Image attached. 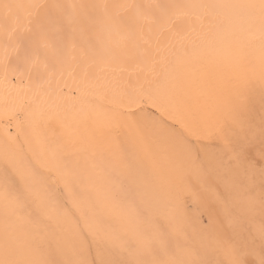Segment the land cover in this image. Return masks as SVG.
Listing matches in <instances>:
<instances>
[{
    "label": "snow or ice",
    "instance_id": "obj_1",
    "mask_svg": "<svg viewBox=\"0 0 264 264\" xmlns=\"http://www.w3.org/2000/svg\"><path fill=\"white\" fill-rule=\"evenodd\" d=\"M0 7L3 9L0 29L9 40L21 30L31 34L17 69L29 77L33 74L37 77L33 101L30 103L41 96L52 95L50 89L57 75L63 76L67 72L73 82L65 93L57 81L58 91L51 102L44 101L36 112L23 105L9 107L6 104L2 115L9 122H17L18 133L22 125L38 133L42 127L46 128L56 122L62 111L75 109L89 95L90 90L96 87L111 90L110 103L114 105L112 118L118 122H130L133 114L124 111L128 105L151 104L162 111L178 109L181 103L180 86L166 74L157 71V62L152 53L165 32L171 39L182 38L183 22L190 18L193 10L258 7L259 37L264 41V0H260L258 6L155 2L113 5L4 3ZM97 9L103 11L107 25L104 31L97 30ZM248 19L255 22L257 17L252 15ZM85 26L88 37L78 47L76 36L84 34ZM98 47L106 62L119 61L124 57L134 64H144L147 71L140 69L135 80L105 81L101 84L100 77L92 71L95 60L90 58L96 55ZM135 50H140L139 58L129 55V52ZM8 58L6 46L5 61ZM8 139L16 143L18 136H10ZM38 142L40 150L33 154V162L25 169L13 166L12 174L6 172L0 182V216L3 218L0 264H54L46 258L45 253L49 237L55 233L41 235L39 225L42 219L54 220L61 215L67 216L68 209L60 204L53 185L48 182L49 173L55 172L66 189L75 190L80 196L87 193L86 186L80 182L82 172L67 162L68 157L49 146L46 138ZM178 145L179 151L175 152L177 165H197L199 158L193 149L183 141H178ZM228 147L232 152L231 159L238 162L240 170L232 174L231 169L223 165L226 193L231 197L232 206L247 218L252 227L251 230L234 232L229 237L215 241V249L222 259L210 262L197 250L181 245L178 237L185 231L186 213L183 201L177 196L170 212L175 222L171 230L175 238L169 234V230L160 229L154 235L141 237L137 249L130 252L133 259L101 260L99 264H264V165L259 168L257 181L255 163L244 158L245 144ZM4 159L6 164L11 163L7 149ZM78 202V199L73 200L74 208ZM257 214L260 217L258 223ZM226 216L230 222L235 220L231 207L226 210ZM194 223L202 225L199 220ZM89 230H92L91 227ZM86 244L85 236L78 234L75 244L66 253L67 258L59 264H95L87 259L73 258L77 250Z\"/></svg>",
    "mask_w": 264,
    "mask_h": 264
},
{
    "label": "rangeland",
    "instance_id": "obj_2",
    "mask_svg": "<svg viewBox=\"0 0 264 264\" xmlns=\"http://www.w3.org/2000/svg\"><path fill=\"white\" fill-rule=\"evenodd\" d=\"M3 35L2 40L6 42L8 38ZM16 38L19 42L20 34ZM225 66L229 73L224 80H217L215 87L223 88V95L227 94L229 101L223 95L211 100L212 121L209 123L195 126V115L186 106L180 110L170 108L162 111L151 104H140L124 110L133 114L130 122H118L112 118L111 109L106 111L100 108L94 117L89 113L80 122L63 123L66 131L58 129L54 122L46 127L45 132L46 136L56 138L59 151L66 153L68 160L83 161L92 168L95 175L92 184L101 189V203L111 213H117L115 215L123 228L128 229L130 219L141 221L142 232L139 237L136 236L138 239L147 234L154 235L160 229L169 230V234L175 238L171 231L175 222L170 212L179 196L186 213V227L181 239L178 237L179 242L197 250L210 262L222 259L215 249L217 239L229 237L234 232L251 230L252 227L234 207L231 210L235 220L230 222L226 216L230 197L225 189L223 165L231 169L232 174L240 170L238 162L231 159L232 152L228 146L245 144L244 158L255 163L257 181L259 168L264 165V51L257 54L253 62L240 66L238 72L229 61ZM4 109V103H0V124L8 121L2 115ZM11 124L16 126L17 122L13 120ZM24 133L20 128L14 136H18L19 140ZM10 136L0 130V168L4 174L7 172L11 175V171H8L11 163L5 164L4 150H9L7 155L10 161L14 157L24 160L23 169L33 162V155L23 145L12 143L8 139ZM178 141L186 142L193 149L199 158L197 165H177L175 152L179 151ZM48 182L53 185L60 204L68 209V215L58 216L54 220L42 219L40 222L41 235L55 233L49 237L45 253L47 259L59 264L67 258L66 253L75 244L78 234L85 236L87 244L77 250L74 259H87L99 264L101 260L134 258L130 252L136 250L138 245L121 249L117 242L105 239L96 229L91 227L90 231L79 211L71 207L62 194L64 184L59 176L55 172L49 173ZM146 192L153 194L145 195ZM259 219L257 214V223ZM197 220L202 221V225L195 224ZM256 244L258 249V239Z\"/></svg>",
    "mask_w": 264,
    "mask_h": 264
},
{
    "label": "bare ground",
    "instance_id": "obj_3",
    "mask_svg": "<svg viewBox=\"0 0 264 264\" xmlns=\"http://www.w3.org/2000/svg\"><path fill=\"white\" fill-rule=\"evenodd\" d=\"M155 2L194 3L204 5L227 4L241 6H258L260 4V0H0V5L4 3H43L49 5H113L122 3L149 4ZM252 15L257 17L255 22H250L248 19V17ZM2 16L3 9L0 7V17ZM258 16V7L254 9L244 7L230 9H196L193 10V14L190 16V18L183 22L181 39H171L169 34L165 32L164 36L161 38L160 44L154 48L152 57L157 62V71L166 74L169 79L175 81L180 86L181 103L179 110L184 106L188 107L195 115V126L206 124L212 121V108L210 102L214 97H221L223 95V88L218 89L215 87V84L217 80H224L225 77H227L229 72L228 70L224 69L226 68V62L229 61L230 64H233L234 68H236V71L238 72V68L240 66L253 62L255 56L264 51V41H262L259 37ZM96 17L97 30H106L107 25L104 21L103 11L101 9L96 10ZM3 34V30L0 29V103H4L5 106L7 104L9 107L23 105L26 108L30 107L32 111L36 112L44 101H48L49 103L51 102V99L58 91L56 83L57 81H59V87H63L65 93H67L68 89L72 87L73 82L68 73L65 72L63 76L57 75L53 78V84L50 89L52 94L51 96H41L37 98L35 102L30 103V101H33V91H35L37 77L35 74L29 77L17 69L20 63V58L23 56L24 49L31 39V34L21 30L15 34L16 36H19L20 34V40L18 39L19 42L17 41L15 35H13L10 40L7 39V41L5 40L6 42H4L2 40L4 36ZM87 37L88 32L85 26L84 34H78L76 36L75 42L77 46L79 47L83 41L87 39ZM6 46L8 47L9 51V58L7 61L4 59V50ZM129 55L139 58L140 50L131 51L129 52ZM90 58L95 60L92 71L100 77L101 84H103L105 81L115 82L127 81L129 79L135 80L137 77V72L140 69L147 71V68L144 64H134L124 57H121L119 61L106 62L103 59V54L99 47L96 50V55ZM45 87L47 88V85ZM226 95L223 96L227 101H229V97ZM110 101V89L105 87L93 88L90 90L89 95L84 100H82L75 109L62 111L60 113L59 119L55 122V126H57L58 129L62 131H66L67 128L65 129L61 126L63 123H71L74 121L80 122L86 117V115H89V113L93 114L94 117L96 114L95 112L99 111L100 108L106 111L108 109L114 111V105L110 103ZM133 106L135 105H128L124 108V110L130 109ZM21 129L25 131L24 136L17 140L16 143L17 145H23L25 148H27V150H29L32 155L40 150V144L38 141L41 138H46L49 146L59 150L56 138L54 136L45 135L46 128L42 127L38 133H34L33 130L27 125H22ZM0 130L4 134H10L11 136H14V133H17V127L13 126L11 122L9 123L8 121L3 123L1 122ZM104 136L105 135H103V137ZM8 151L9 150H7V153ZM67 162L78 171L82 172L80 182L81 185L86 186L87 193L83 196H80L77 191H70L64 187V193L62 194L65 195L68 203L71 204V207H73V200L78 199L79 202L76 209L81 214L84 224L96 229L102 237H105V239L117 242L121 249H127L128 246H137L140 239L136 238V236L139 237L142 232L141 221H132L130 219L128 229L123 228L118 222L117 216L115 215L117 213H111L112 211H108L106 205L101 203V189H97L92 184V180L95 177L92 168L85 165L83 161H78L76 159H69ZM108 162L109 161L106 163ZM24 165V160L14 157L11 160V168L8 167L10 169L8 171H11L12 173L13 166L23 169ZM4 175L5 174L0 168V182H2ZM61 188L63 189V186ZM131 199L133 198H130V200ZM116 202L118 203L119 200H116ZM121 203H123V201L120 202V204ZM70 206L68 205V207ZM230 207H233L231 197L228 201L227 209ZM234 209L237 210L235 207ZM76 217H74V219ZM2 231L3 218L0 216V234H2Z\"/></svg>",
    "mask_w": 264,
    "mask_h": 264
}]
</instances>
